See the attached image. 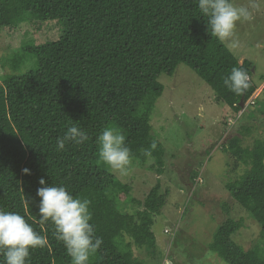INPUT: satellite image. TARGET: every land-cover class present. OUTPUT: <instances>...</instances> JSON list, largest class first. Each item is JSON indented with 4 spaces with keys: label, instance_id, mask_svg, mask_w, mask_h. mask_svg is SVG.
I'll return each instance as SVG.
<instances>
[{
    "label": "trees",
    "instance_id": "trees-1",
    "mask_svg": "<svg viewBox=\"0 0 264 264\" xmlns=\"http://www.w3.org/2000/svg\"><path fill=\"white\" fill-rule=\"evenodd\" d=\"M35 21H55L61 32L56 39L26 45L16 55L31 56V69L2 77L0 209L24 216L47 239L45 247L30 249V264H71L53 225L41 223L37 214L36 191L43 177L46 184L63 185L74 196L90 200L89 223L103 243L89 264H144L118 238L125 234L133 244L154 252L151 226L165 203L160 181L136 201L141 209L123 212L110 191L127 193L128 188L99 164L96 137L114 125L124 133L131 158L144 163L153 157L161 174L164 148L150 125L164 88L159 75H172L178 64H185L209 85L217 101L239 116L258 88L253 64L239 62L224 42L210 35L197 0H0V29ZM234 67L251 77L241 96L223 84ZM261 96L264 100V88ZM69 124L82 127L90 139L57 151L56 140ZM241 140L233 136L227 147L249 169L226 188L260 224L264 238V140L256 139L250 148L242 147ZM242 226V219H225L210 251L228 264H264L259 245L244 249L232 239Z\"/></svg>",
    "mask_w": 264,
    "mask_h": 264
},
{
    "label": "rangeland",
    "instance_id": "rangeland-1",
    "mask_svg": "<svg viewBox=\"0 0 264 264\" xmlns=\"http://www.w3.org/2000/svg\"><path fill=\"white\" fill-rule=\"evenodd\" d=\"M233 2L248 7L252 17L237 23V48L224 42L239 62L247 59L253 64L252 77L258 88L244 113L233 115L202 78L180 63L172 75H159L164 88L150 115L151 133L164 148L163 172L157 173L153 157L144 163L132 159L127 175L109 170L128 188L127 193L120 189L110 193L118 207L130 214L141 209L136 201H142L160 181L165 203L151 226L156 238L154 252L133 244L125 234L118 238V244L124 249L130 244L133 255L144 264H228L209 249L227 218L243 220V226L231 236L237 244L244 249L259 245L264 250L260 224L226 188L227 182L249 169L248 162L228 150L231 138L241 137L240 145L248 148L256 139L264 140V0ZM60 32L55 21L0 29V83L5 74H19L35 65L29 55L16 57L26 45L56 39Z\"/></svg>",
    "mask_w": 264,
    "mask_h": 264
},
{
    "label": "clouds",
    "instance_id": "clouds-1",
    "mask_svg": "<svg viewBox=\"0 0 264 264\" xmlns=\"http://www.w3.org/2000/svg\"><path fill=\"white\" fill-rule=\"evenodd\" d=\"M200 14L207 18V31L220 42L239 46L236 37L237 23L249 21L251 13L246 6H236L233 0H197ZM251 77L240 67H234L224 78L223 84L237 96L243 95L251 86ZM88 133L75 124L56 140V150L64 151L66 144L83 145L89 141ZM98 156L102 164L120 175H127L132 164L130 148L125 143L124 133L115 127H105L96 137ZM154 147V145H153ZM29 173V169H23ZM36 196L39 197L37 214L41 223H51L53 235L63 243L71 264H89L90 256L101 244L102 238L95 235L89 223L90 200L76 197L63 185L46 184L39 180ZM47 239L37 233L24 216L0 209V264H30V249L43 248Z\"/></svg>",
    "mask_w": 264,
    "mask_h": 264
},
{
    "label": "water",
    "instance_id": "water-1",
    "mask_svg": "<svg viewBox=\"0 0 264 264\" xmlns=\"http://www.w3.org/2000/svg\"><path fill=\"white\" fill-rule=\"evenodd\" d=\"M241 104L243 105V103L241 102Z\"/></svg>",
    "mask_w": 264,
    "mask_h": 264
}]
</instances>
